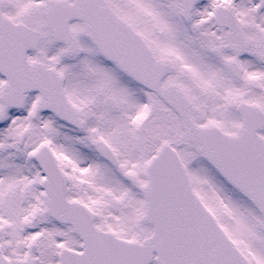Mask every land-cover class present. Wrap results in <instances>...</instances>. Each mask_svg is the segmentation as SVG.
<instances>
[{"label": "snow or ice", "instance_id": "1", "mask_svg": "<svg viewBox=\"0 0 264 264\" xmlns=\"http://www.w3.org/2000/svg\"><path fill=\"white\" fill-rule=\"evenodd\" d=\"M0 264H264V0H0Z\"/></svg>", "mask_w": 264, "mask_h": 264}]
</instances>
